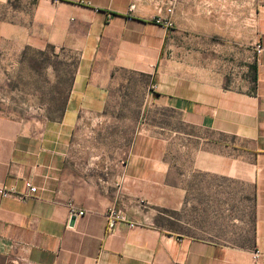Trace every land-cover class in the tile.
Returning a JSON list of instances; mask_svg holds the SVG:
<instances>
[{
    "label": "crops",
    "instance_id": "1",
    "mask_svg": "<svg viewBox=\"0 0 264 264\" xmlns=\"http://www.w3.org/2000/svg\"><path fill=\"white\" fill-rule=\"evenodd\" d=\"M7 38L77 62L57 121L0 110V187H38L24 201L0 194V264H264L252 254L264 250V0H0V47ZM247 41L253 78L228 87L225 42ZM143 77L156 137L103 145L111 132L85 128ZM225 190L231 241L213 238ZM70 202L85 210L73 226ZM113 205L149 225L108 232Z\"/></svg>",
    "mask_w": 264,
    "mask_h": 264
},
{
    "label": "rangeland",
    "instance_id": "2",
    "mask_svg": "<svg viewBox=\"0 0 264 264\" xmlns=\"http://www.w3.org/2000/svg\"><path fill=\"white\" fill-rule=\"evenodd\" d=\"M250 47L248 41L240 46L225 42L226 86L242 89L250 85L253 78ZM170 50L172 51V48ZM67 55L61 48L53 45H47L43 49L21 47V45L17 47L7 38L4 48L0 47V110L24 118L41 120L47 117L54 121L60 119L77 62ZM152 84L151 79L144 77L121 83L113 92V98L125 102H118L110 107L108 120L88 124L85 129L111 132L112 140H102L103 145L108 146L111 143L123 148L129 147L133 139L136 141L143 136V132L156 137L157 117L152 113V108L144 107V102L152 98L150 94ZM141 141L148 143L150 140L147 138L146 141L144 139ZM153 142L155 149L156 140L154 139ZM178 158L180 160L181 156L178 155ZM185 159L188 161V155ZM226 193L227 190H225V233H214L213 238L231 241L233 238L229 231L236 211L229 210L232 204L227 202L230 196ZM250 240L251 236H246V241Z\"/></svg>",
    "mask_w": 264,
    "mask_h": 264
},
{
    "label": "built area",
    "instance_id": "3",
    "mask_svg": "<svg viewBox=\"0 0 264 264\" xmlns=\"http://www.w3.org/2000/svg\"><path fill=\"white\" fill-rule=\"evenodd\" d=\"M57 1V0H56ZM134 7V6H133ZM167 12L170 14V16L173 13V5H171ZM158 22L163 23V25L170 29L173 28L174 22L171 17L168 18H159ZM264 50V47L261 44H257V53H262ZM38 192V187L30 180H26L24 183V189L22 191H19L15 187H7V186H1L0 187V194L3 197H14L18 200H28L31 198H34ZM69 212L70 216H83L85 214V210L80 209L74 202L69 203ZM106 220H107V231L113 232L115 231L120 225L126 224L129 227H135L137 225H149V221L143 220L141 223L134 222L130 219L128 214L125 210L122 208L113 205L110 206L106 211ZM253 259L255 261L258 260H264V250L261 249H254L253 250Z\"/></svg>",
    "mask_w": 264,
    "mask_h": 264
},
{
    "label": "water",
    "instance_id": "4",
    "mask_svg": "<svg viewBox=\"0 0 264 264\" xmlns=\"http://www.w3.org/2000/svg\"><path fill=\"white\" fill-rule=\"evenodd\" d=\"M75 221H76V216L74 215L71 217L70 225L73 226L75 224Z\"/></svg>",
    "mask_w": 264,
    "mask_h": 264
}]
</instances>
